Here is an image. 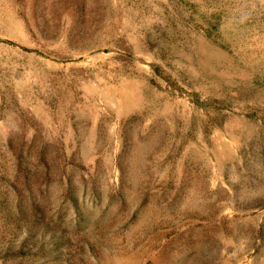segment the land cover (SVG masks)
<instances>
[{
	"label": "rangeland",
	"instance_id": "obj_1",
	"mask_svg": "<svg viewBox=\"0 0 264 264\" xmlns=\"http://www.w3.org/2000/svg\"><path fill=\"white\" fill-rule=\"evenodd\" d=\"M0 264H264V0H0Z\"/></svg>",
	"mask_w": 264,
	"mask_h": 264
}]
</instances>
